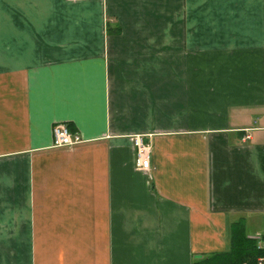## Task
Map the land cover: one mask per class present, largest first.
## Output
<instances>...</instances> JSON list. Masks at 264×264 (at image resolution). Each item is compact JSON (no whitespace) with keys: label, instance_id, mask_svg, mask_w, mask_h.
Segmentation results:
<instances>
[{"label":"crops","instance_id":"crops-1","mask_svg":"<svg viewBox=\"0 0 264 264\" xmlns=\"http://www.w3.org/2000/svg\"><path fill=\"white\" fill-rule=\"evenodd\" d=\"M239 219L264 234V0H0V264H191Z\"/></svg>","mask_w":264,"mask_h":264},{"label":"trees","instance_id":"trees-1","mask_svg":"<svg viewBox=\"0 0 264 264\" xmlns=\"http://www.w3.org/2000/svg\"><path fill=\"white\" fill-rule=\"evenodd\" d=\"M249 237L244 221L236 220L230 225V245L227 250L215 252L192 261L191 264H264V234ZM260 242V243H259Z\"/></svg>","mask_w":264,"mask_h":264},{"label":"built area","instance_id":"built-area-1","mask_svg":"<svg viewBox=\"0 0 264 264\" xmlns=\"http://www.w3.org/2000/svg\"><path fill=\"white\" fill-rule=\"evenodd\" d=\"M52 132L54 136V145L58 147L72 146L83 140L78 132L71 131L67 124L62 122L56 123L52 128ZM133 144L136 148L135 163L137 167L145 170L149 169L150 142H144L140 135H136L133 137ZM258 239H260L259 236ZM258 261L261 262L262 258H259Z\"/></svg>","mask_w":264,"mask_h":264},{"label":"rangeland","instance_id":"rangeland-1","mask_svg":"<svg viewBox=\"0 0 264 264\" xmlns=\"http://www.w3.org/2000/svg\"><path fill=\"white\" fill-rule=\"evenodd\" d=\"M264 259L262 258V261H263Z\"/></svg>","mask_w":264,"mask_h":264}]
</instances>
